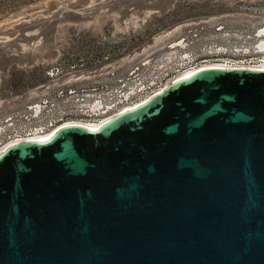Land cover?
I'll return each mask as SVG.
<instances>
[{
    "label": "water",
    "instance_id": "95a60500",
    "mask_svg": "<svg viewBox=\"0 0 264 264\" xmlns=\"http://www.w3.org/2000/svg\"><path fill=\"white\" fill-rule=\"evenodd\" d=\"M0 264H264V68L202 67L7 146Z\"/></svg>",
    "mask_w": 264,
    "mask_h": 264
},
{
    "label": "rangeland",
    "instance_id": "374dc122",
    "mask_svg": "<svg viewBox=\"0 0 264 264\" xmlns=\"http://www.w3.org/2000/svg\"><path fill=\"white\" fill-rule=\"evenodd\" d=\"M259 3L260 10L250 8ZM220 24L224 27L216 31ZM261 30L264 0H34L5 8L0 11V134L12 130L10 123L45 95L49 83L43 69L80 43L93 41L111 54L93 68L95 74L124 73L129 82L139 76L147 83L173 78L176 73L165 74L179 60L187 58L190 63L181 67L187 66L216 45L264 51Z\"/></svg>",
    "mask_w": 264,
    "mask_h": 264
},
{
    "label": "built area",
    "instance_id": "2783aa9c",
    "mask_svg": "<svg viewBox=\"0 0 264 264\" xmlns=\"http://www.w3.org/2000/svg\"><path fill=\"white\" fill-rule=\"evenodd\" d=\"M260 6L259 3L250 8L260 10ZM223 27L224 24H220L215 29L220 31ZM96 46L93 41L80 43L77 46L79 49L71 48L72 51L60 53L55 61L43 69V81L49 83L45 95L28 105L27 113L21 120L14 119L10 123L12 130L0 134V148L12 142L39 139L64 124L96 125L172 79L163 81L164 78L157 77L144 83L139 76L129 82L124 73L95 74L93 68L111 58L109 52L99 50ZM243 49L244 46L227 48L216 45L215 51L208 52L204 57L199 56L187 66L181 67V62H188L187 58L179 60L180 66L176 63L173 71L165 74V77L176 73L174 78L202 66L264 68V51L255 49V52H250ZM121 50L125 51V48L121 47ZM42 83L39 87L43 88ZM137 93L141 96L136 97Z\"/></svg>",
    "mask_w": 264,
    "mask_h": 264
},
{
    "label": "bare ground",
    "instance_id": "6f19581e",
    "mask_svg": "<svg viewBox=\"0 0 264 264\" xmlns=\"http://www.w3.org/2000/svg\"><path fill=\"white\" fill-rule=\"evenodd\" d=\"M260 33H259V35L260 36H264V30H261V31H259ZM260 48H264V41H262L261 43H260V46H259ZM264 50V49H263ZM202 67H205V66H202ZM202 67H199V68H202ZM215 67H221V66H215ZM199 68H196V69H199ZM196 69H192V70H189V72H186V73H184V74H182V75H180V77H183V76H186V75H189L190 73H192L193 71H195ZM177 78H179L178 76H176ZM176 77H174V78H172V79H170V80H168L164 85H166L169 81H171V80H174V79H177ZM163 87V85L160 87V88H162ZM159 88V89H160ZM159 89H157V90H159ZM157 90H155V91H157ZM154 91V92H155ZM153 92V93H154ZM152 94V93H151ZM150 95V94H149ZM149 95H147V96H143V97H141L139 100H137V101H135L134 103H129L124 109H122L121 111H123V110H126V109H129V108H131V107H133V106H135V105H137L138 103H140L141 101H143L145 98H147ZM144 98V99H143ZM130 106V107H129ZM115 115V114H114ZM114 115H112V116H114ZM111 116V117H112ZM110 118V117H109ZM109 118H107V119H109ZM107 119H105V120H103V121H101L100 123H98V124H96V125H89V127H90V129H96V128H98L102 123H104ZM73 124V123H72ZM78 124V123H77ZM59 127H61V126H59ZM59 127H57V128H59ZM57 128H55L53 131H51L50 133H48L47 135H45V136H43V137H41V138H39V139H46V138H48ZM12 143H14V142H12ZM12 143H8V144H6V145H4L3 147H1L0 148V152L3 150V149H5L6 147H7V145L9 146L10 144H12Z\"/></svg>",
    "mask_w": 264,
    "mask_h": 264
},
{
    "label": "trees",
    "instance_id": "16d2710c",
    "mask_svg": "<svg viewBox=\"0 0 264 264\" xmlns=\"http://www.w3.org/2000/svg\"><path fill=\"white\" fill-rule=\"evenodd\" d=\"M34 0H0V11L8 7L18 6Z\"/></svg>",
    "mask_w": 264,
    "mask_h": 264
}]
</instances>
